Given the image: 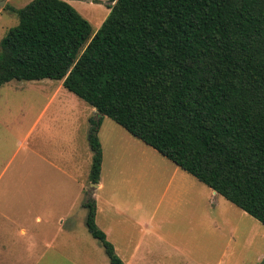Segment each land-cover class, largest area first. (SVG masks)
<instances>
[{
    "label": "trees",
    "instance_id": "obj_1",
    "mask_svg": "<svg viewBox=\"0 0 264 264\" xmlns=\"http://www.w3.org/2000/svg\"><path fill=\"white\" fill-rule=\"evenodd\" d=\"M108 9L96 32L64 0L12 9L18 23L0 41V88L62 81L264 226V0H115ZM100 120L87 137L96 185ZM83 206L109 263L124 264L95 223L94 200Z\"/></svg>",
    "mask_w": 264,
    "mask_h": 264
},
{
    "label": "rangeland",
    "instance_id": "obj_2",
    "mask_svg": "<svg viewBox=\"0 0 264 264\" xmlns=\"http://www.w3.org/2000/svg\"><path fill=\"white\" fill-rule=\"evenodd\" d=\"M31 1L0 0V41L18 23L12 9H22ZM64 1L89 22L94 32L106 19L108 6L115 2ZM91 110L61 81H11L0 88V264H110L104 248L85 225L88 211L83 205L94 189L88 178L91 159L86 157L91 155L85 134L87 119L94 118ZM122 130L107 117L98 126L104 140L111 132L124 134ZM68 147L75 153L68 154ZM106 150L109 152L108 145ZM67 155L71 167L63 164ZM51 159L58 161L60 170L48 166ZM118 167L113 165L114 170ZM58 218L64 219L63 225ZM214 256L215 260L197 263L252 261L230 260L228 256L218 260L221 252L217 248ZM122 261L127 264V260Z\"/></svg>",
    "mask_w": 264,
    "mask_h": 264
},
{
    "label": "crops",
    "instance_id": "obj_3",
    "mask_svg": "<svg viewBox=\"0 0 264 264\" xmlns=\"http://www.w3.org/2000/svg\"><path fill=\"white\" fill-rule=\"evenodd\" d=\"M91 109L94 118L87 119L86 137L92 121L103 118ZM122 131L104 135L105 140L98 133L102 168L97 187L89 194L96 206L95 223L121 260L127 264H198L197 260H215L217 248L218 260L228 256L264 264L263 225ZM87 150L91 157L86 158L92 161L90 147ZM62 159L65 167H71L68 155ZM56 164V159L48 161L49 167L60 170ZM115 164L119 167L114 170ZM58 223L63 225L64 219L58 218Z\"/></svg>",
    "mask_w": 264,
    "mask_h": 264
},
{
    "label": "water",
    "instance_id": "obj_4",
    "mask_svg": "<svg viewBox=\"0 0 264 264\" xmlns=\"http://www.w3.org/2000/svg\"><path fill=\"white\" fill-rule=\"evenodd\" d=\"M100 116H101V114H100ZM91 186H92L93 188H96V187H97L96 184H91Z\"/></svg>",
    "mask_w": 264,
    "mask_h": 264
}]
</instances>
